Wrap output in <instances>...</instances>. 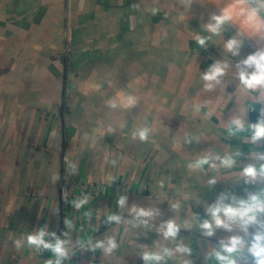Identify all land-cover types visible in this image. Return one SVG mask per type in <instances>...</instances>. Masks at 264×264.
Here are the masks:
<instances>
[{"label":"crops","instance_id":"obj_1","mask_svg":"<svg viewBox=\"0 0 264 264\" xmlns=\"http://www.w3.org/2000/svg\"><path fill=\"white\" fill-rule=\"evenodd\" d=\"M219 11L206 0H0V264H46L50 252L14 240L42 226L60 234L66 217L73 240L113 235L120 247L108 257L77 250L65 264H144L142 246L174 245L152 227L106 224L108 213L127 216L115 204L120 194L158 207L153 224L183 223L193 213L205 219V204L222 191L242 197L262 187L244 184L239 171L264 141L229 135L227 121L248 108L247 122H256L264 98L241 92L234 68L211 92L199 78L215 60L235 63L259 48L247 38L232 58L211 45L218 37L199 47L194 32L208 35L202 25ZM118 92L135 105L113 104ZM136 127L151 129L148 141L132 138ZM237 149L232 169H187L196 154ZM85 194L90 204L74 209L71 200ZM234 234L217 229L207 239L193 221L177 242L193 248L192 264H216L206 253Z\"/></svg>","mask_w":264,"mask_h":264},{"label":"clouds","instance_id":"obj_2","mask_svg":"<svg viewBox=\"0 0 264 264\" xmlns=\"http://www.w3.org/2000/svg\"><path fill=\"white\" fill-rule=\"evenodd\" d=\"M233 29V35L225 40L223 34ZM202 31L208 35H202L201 31L193 34V40L201 47L206 48L213 37L219 38V45L213 42L211 45L220 46L222 52L228 53L232 58L239 56L244 41L250 35L264 39V0H232L228 6L219 12H210L208 21L203 23ZM234 68V75L239 81L238 89L243 93H259L264 98V48H257L238 62L230 63L228 60L217 59L207 66L206 70L199 75L203 82V91L211 92L222 83V78ZM129 100L136 103L135 97L129 96ZM113 104L117 101H113ZM207 103V102H206ZM248 108H241L237 115L229 118L228 133L237 135L247 133L246 142L256 145L264 141V109L259 110V116L254 123L247 122ZM151 135L149 127H136L131 136L133 139L148 141ZM191 141L189 140L188 143ZM199 142V139L196 140ZM241 155L240 150L231 152L205 151L196 154L195 158L187 164L188 171H204L205 166L212 172L219 169H232L237 166V157ZM251 162L243 165L239 171L240 180L244 184H260L262 187L256 191H246L245 195L238 197L231 191L220 192L215 201L205 204V219L193 213L190 219L183 223H177L175 218L153 224L155 217L160 215L158 207L142 206L138 203L129 204L128 196L120 194L115 204L127 216L120 213H108L104 217L106 224H126L131 229L140 227H152L162 237V241L174 245L153 242L142 246L140 257L144 264H167L175 261V264H192L193 248L183 241L177 242L181 230L190 231L193 221L200 230L202 237H212L217 229L237 234L226 238H220L215 246H211L206 253V259L215 261L216 264H264V151H252ZM73 169L75 166H72ZM58 177H53V181ZM217 183L215 176L207 180L209 187ZM188 199V197H185ZM91 202L90 195H83L71 200L74 209L85 208ZM200 203V201H197ZM173 210L181 207L177 201L171 205ZM85 217L91 218V212H85ZM100 217L98 216L97 219ZM65 230L60 234L49 231L42 226L35 231L21 235L14 240L16 248L27 246L36 253L48 251L51 257L46 264H65L72 258L77 250H89L95 252L99 249L104 257L115 252L120 244L113 235H104L103 238L93 239L91 237L73 240L72 233L76 230L73 221L66 217L64 219ZM250 229H252L250 231ZM83 231V228L80 229Z\"/></svg>","mask_w":264,"mask_h":264},{"label":"water","instance_id":"obj_3","mask_svg":"<svg viewBox=\"0 0 264 264\" xmlns=\"http://www.w3.org/2000/svg\"><path fill=\"white\" fill-rule=\"evenodd\" d=\"M206 1L213 4L219 10L232 3V0H206ZM249 38L252 39L258 45L259 48H264V39H261L255 35H250Z\"/></svg>","mask_w":264,"mask_h":264},{"label":"snow or ice","instance_id":"obj_4","mask_svg":"<svg viewBox=\"0 0 264 264\" xmlns=\"http://www.w3.org/2000/svg\"><path fill=\"white\" fill-rule=\"evenodd\" d=\"M117 102L126 108H131L134 105V102L129 100V95L123 92L117 93Z\"/></svg>","mask_w":264,"mask_h":264}]
</instances>
